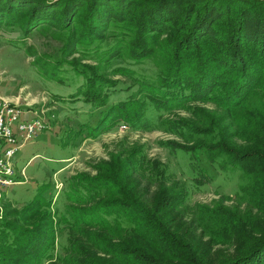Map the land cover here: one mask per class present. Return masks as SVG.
<instances>
[{"label":"trees","instance_id":"trees-1","mask_svg":"<svg viewBox=\"0 0 264 264\" xmlns=\"http://www.w3.org/2000/svg\"><path fill=\"white\" fill-rule=\"evenodd\" d=\"M2 29L58 41L49 79L69 67L83 80L74 97L106 109L92 139L119 121L161 129L181 141L162 148L202 154L240 184L234 206L194 205L185 221L187 195L164 164L117 147L57 198L44 187L14 221L4 212L0 264H264V0H0ZM146 63L150 75L130 67ZM114 77L135 89L111 104ZM193 168L198 185L211 181Z\"/></svg>","mask_w":264,"mask_h":264},{"label":"rangeland","instance_id":"rangeland-1","mask_svg":"<svg viewBox=\"0 0 264 264\" xmlns=\"http://www.w3.org/2000/svg\"><path fill=\"white\" fill-rule=\"evenodd\" d=\"M11 38L23 43L10 45ZM60 46L58 41H52L50 36L37 31L24 38L19 31L0 30V101L18 104L28 112L23 118L36 116L44 119L49 127L16 152L12 162L20 183L0 188V221L4 212L11 214L7 221H14L19 209L30 203L41 188L47 187L46 196L57 198L66 188L67 178L75 174L93 176L96 174L95 166L106 161L115 148L127 149L128 146H142L147 158L158 159L164 164L172 176L170 182L178 183V188L187 195L186 209L179 207L185 221L191 220L189 210L194 205L211 207L221 202L230 207L236 204L234 198L239 190V174L220 171L211 166L202 154L192 156L162 148V142H181L173 134L157 128L132 131L129 126L125 129L127 125L119 121L113 129L97 138L87 135V127L94 128L99 124L100 116L106 109L92 108L82 98L74 97L83 80L76 77L69 67L59 68V81L49 79L50 72L44 64L59 60ZM113 64L127 66L120 61ZM130 67L139 75L153 72L149 63ZM117 78L122 80L116 87L120 91L112 92L111 104L126 101L132 93L130 91L135 89L128 90L130 82L114 77ZM199 105L210 111L215 109L211 105ZM177 115L188 117L186 112ZM152 120L157 123L155 116ZM194 164L211 178L208 184H197ZM60 242H65L61 236L57 244Z\"/></svg>","mask_w":264,"mask_h":264},{"label":"built area","instance_id":"built-area-1","mask_svg":"<svg viewBox=\"0 0 264 264\" xmlns=\"http://www.w3.org/2000/svg\"><path fill=\"white\" fill-rule=\"evenodd\" d=\"M23 115H28V112L18 104L0 101V188L20 183L12 162L16 152L29 140L49 129L44 119L36 116L23 118Z\"/></svg>","mask_w":264,"mask_h":264}]
</instances>
